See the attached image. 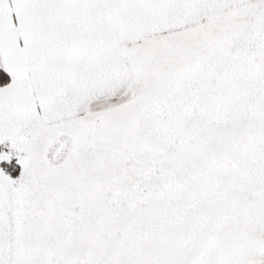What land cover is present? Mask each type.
Instances as JSON below:
<instances>
[{
  "label": "snow or ice",
  "instance_id": "1",
  "mask_svg": "<svg viewBox=\"0 0 264 264\" xmlns=\"http://www.w3.org/2000/svg\"><path fill=\"white\" fill-rule=\"evenodd\" d=\"M0 264H264V0H0Z\"/></svg>",
  "mask_w": 264,
  "mask_h": 264
}]
</instances>
